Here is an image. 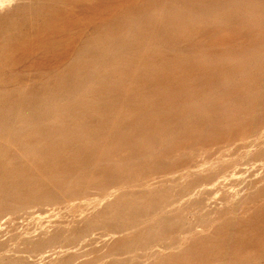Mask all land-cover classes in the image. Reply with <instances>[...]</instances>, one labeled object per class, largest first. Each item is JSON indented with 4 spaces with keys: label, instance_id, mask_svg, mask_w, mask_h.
I'll return each instance as SVG.
<instances>
[{
    "label": "bare ground",
    "instance_id": "bare-ground-1",
    "mask_svg": "<svg viewBox=\"0 0 264 264\" xmlns=\"http://www.w3.org/2000/svg\"><path fill=\"white\" fill-rule=\"evenodd\" d=\"M73 1L0 0V264H91L86 249L101 245L110 251L141 245L149 248L144 257L162 256L175 240L155 237L157 224L199 199L215 208L210 193L225 183V171L205 162L169 160L198 143L194 138L174 143L179 116L202 111L209 119L214 110L225 121L238 114L264 116V87L256 85L264 84V66L246 68L248 51L261 55L264 31L215 58L179 46L195 29L188 21L254 23L264 21V7L251 6L252 0H121L107 7H115L113 12L103 10L102 19L68 50L69 35L61 33L71 28L65 8ZM41 52L45 56L39 58ZM17 65L33 68L37 78L22 79L27 75L19 77ZM231 77L240 80L230 87L232 96L218 92L216 105L207 104L215 84ZM189 119L181 123L195 127ZM261 121L251 125L259 130L256 142L262 139ZM260 159L264 163V156ZM100 161L106 164L102 170L95 167ZM184 178L179 188L161 189ZM91 180L98 193L111 185L116 189L81 202L74 218L64 217L66 223L51 206L30 212L38 225L19 231L23 248L8 247L5 229L16 224L5 209L59 195L73 199ZM226 194L234 199L237 191ZM156 212L163 213L157 221L142 231L132 229ZM101 225L103 230L93 231ZM239 257L231 264H239ZM143 258L136 264H147ZM173 259L164 257L159 264Z\"/></svg>",
    "mask_w": 264,
    "mask_h": 264
},
{
    "label": "rangeland",
    "instance_id": "rangeland-1",
    "mask_svg": "<svg viewBox=\"0 0 264 264\" xmlns=\"http://www.w3.org/2000/svg\"><path fill=\"white\" fill-rule=\"evenodd\" d=\"M119 1L121 0H75L67 5L65 12L67 11L68 20L71 21V28L69 31L65 29L61 34L64 36L69 35L67 41L70 47H68V50L73 45L72 42L75 37L87 34L102 19L103 10H107L109 13L113 12L115 7L109 10V6ZM248 3L253 7H264V0H252ZM194 17L198 18L199 15L195 14ZM189 23L195 24V29L190 38L185 43L179 44V46L185 45L184 51L206 52L207 57L214 58L220 56L225 47L235 46L240 42L253 39L259 31H264V21L252 23L250 21L212 19L211 21H188ZM259 53L261 55L257 56L248 51L246 68L253 71L260 66H264V47L260 48ZM37 56L41 58L45 56V53L41 52ZM21 66L14 67L18 71L20 70L19 77L27 75L22 79L37 78L34 77L37 76V73L33 68L29 69ZM239 81L235 77H231L226 84L225 81H220L215 84L214 92L210 97L199 101L216 105L217 93L225 94V99H228L232 96L230 87L239 85ZM261 83L256 85L263 90L264 84ZM252 87L254 88L255 85H252ZM218 111H212L209 119L202 115V111L179 116L178 123L172 129L178 134V138L173 139L174 143L177 145L189 143L193 141V138L198 143H192L189 148H180L179 153L169 157L171 161L205 162V164L210 165L211 170L225 171V183L222 188H216L215 186L210 193L214 197L213 200L217 201L216 207H209V202L204 203L205 200L199 199L194 204L186 203L181 208L176 209V212H172V216L167 218L165 222L158 223L154 236H162V241L167 243L171 242V239L175 240L173 243L174 248L163 253L162 256L154 254L144 257L143 255L148 252L149 248L140 247L141 245L130 244L128 247L124 245L113 251L107 249L105 245H101L94 246L97 249L95 248L96 250H93V252H90L92 248L86 249L88 252L86 256L90 257L91 264H136L143 257V261H148L147 264H153V260H158L157 264H159L161 259L167 256H176V260L173 259L172 263L169 264H231L233 261L231 259L237 258L238 255L240 257L235 261L236 263L264 264V163L260 159L264 156V124L261 128L262 139L257 142L254 134L258 133L259 130L254 129L252 131L251 129V125L255 120L262 118L260 123L262 124L264 116H249L246 118L238 114L230 119L226 118L229 120L225 121V118L223 120L219 117ZM184 118H190L191 122H195V127L181 123ZM247 129L250 133H245ZM242 130H245V132ZM198 145L203 147L194 151V148ZM185 164H188V162H185ZM105 166L106 164L103 161L95 164V167L100 170L104 169ZM239 169L241 170L238 171ZM185 180L186 178L164 184L161 189L170 191L171 186L179 188L185 184ZM95 181H98V179H95ZM93 183L94 181L91 180L84 194L83 192L78 193L71 197L73 199L67 201L62 200L63 198L59 195L57 199L46 203L36 201V203L33 202L21 208L5 209L3 214L5 217L7 215L8 219L11 218V222L15 221H13L16 224H14V228L17 227L16 230L18 231L16 233L14 228L10 229L11 225L6 227L5 235L9 239L7 240L8 247H19L21 245L20 239H17L19 231L26 230V228L31 231L38 225L36 219L29 217L30 212L41 211L44 205L45 207L51 206L57 211L58 219L62 218L61 220L64 221L68 219L69 221L78 213L81 202L93 197L102 198L109 190L116 189L114 185H111L108 190L98 193L97 190L91 188ZM232 189L237 191L234 199L226 194ZM158 192H161V190H157L156 194ZM225 198L228 199L225 200ZM67 203H70V205ZM73 204L75 205L73 206ZM157 215H163V213L156 212V214L149 217H142L132 229L142 231L145 225L157 219ZM64 217H67V219ZM87 222L90 223L91 220L81 222V224ZM99 230H103L102 225L93 231ZM10 234L12 235L10 236ZM135 238L130 237L129 240L134 242ZM19 248H23L22 245ZM182 255L185 256L182 257Z\"/></svg>",
    "mask_w": 264,
    "mask_h": 264
}]
</instances>
